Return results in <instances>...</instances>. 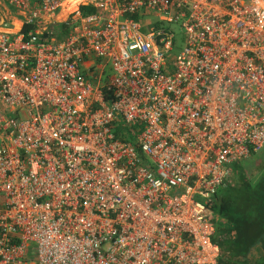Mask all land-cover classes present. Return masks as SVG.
Segmentation results:
<instances>
[{
  "label": "built area",
  "instance_id": "built-area-1",
  "mask_svg": "<svg viewBox=\"0 0 264 264\" xmlns=\"http://www.w3.org/2000/svg\"><path fill=\"white\" fill-rule=\"evenodd\" d=\"M0 1V264H215L208 204L264 153V0Z\"/></svg>",
  "mask_w": 264,
  "mask_h": 264
},
{
  "label": "trees",
  "instance_id": "trees-1",
  "mask_svg": "<svg viewBox=\"0 0 264 264\" xmlns=\"http://www.w3.org/2000/svg\"><path fill=\"white\" fill-rule=\"evenodd\" d=\"M115 134L128 137L121 127ZM231 167L228 182L208 204L218 247L215 264H264V153Z\"/></svg>",
  "mask_w": 264,
  "mask_h": 264
},
{
  "label": "rangeland",
  "instance_id": "rangeland-1",
  "mask_svg": "<svg viewBox=\"0 0 264 264\" xmlns=\"http://www.w3.org/2000/svg\"><path fill=\"white\" fill-rule=\"evenodd\" d=\"M2 4H0V16L4 15L5 9L7 8L11 14L15 15V11L16 9L12 6H10L9 4L5 3L4 1H0ZM19 18V16H17ZM175 28V26H174ZM181 47V43H178L177 48ZM177 48L174 49L173 54L177 53ZM257 154H262V153H257ZM232 167H229V174L232 173ZM31 248V253L27 254L25 259H26V264H37V254H36V249L35 246L33 244H31L30 246Z\"/></svg>",
  "mask_w": 264,
  "mask_h": 264
},
{
  "label": "crops",
  "instance_id": "crops-1",
  "mask_svg": "<svg viewBox=\"0 0 264 264\" xmlns=\"http://www.w3.org/2000/svg\"><path fill=\"white\" fill-rule=\"evenodd\" d=\"M263 154V153H262ZM254 155H259V154H254ZM229 167H231V165L229 166ZM229 167H228V174H227V181L229 180ZM26 264V263H25Z\"/></svg>",
  "mask_w": 264,
  "mask_h": 264
}]
</instances>
